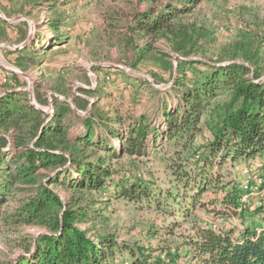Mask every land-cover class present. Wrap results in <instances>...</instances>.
<instances>
[{"label":"trees","instance_id":"obj_1","mask_svg":"<svg viewBox=\"0 0 264 264\" xmlns=\"http://www.w3.org/2000/svg\"><path fill=\"white\" fill-rule=\"evenodd\" d=\"M201 1L176 0L166 7L152 0L146 10L130 17L129 65L157 67L160 73L149 72L153 81L170 82L162 92L138 80L153 98V114L137 109L141 101L135 97L126 99L116 88L113 95L104 81L93 92L86 91L97 101L75 97L73 109L54 97L51 113L32 104L19 88L16 73L0 84V232L22 227L41 230L24 237L23 254L12 264H176L180 260L179 249L165 258L111 234L89 235L80 224L101 217L111 198L153 205L173 219L172 228L189 224L193 235L184 244L189 264H264V195L251 210L238 211L242 181L235 175L238 163L255 164L264 179V31L245 30L214 57L194 58L199 53L204 56V45L211 41L204 19L196 14ZM68 4V0H0L4 15L0 42L8 40L10 32L15 36L12 41H25L28 22L7 19L30 16L37 9L50 13L48 26L58 32L66 20L58 11ZM36 40L10 52L15 67L27 70L41 64L39 56L50 48L41 44L47 39L37 36ZM159 41L168 51L156 47ZM51 43L61 45L63 39L57 34ZM114 73L127 77L121 69ZM57 91L65 94L61 88ZM111 95L126 106H103V96ZM78 110L87 113L81 116ZM124 156L160 160L170 173L171 187L162 191L117 176L111 162ZM60 186L68 193L67 200L57 192ZM97 203L99 208L94 206ZM196 210L211 218L232 214L243 228L238 235L213 230L200 224ZM245 212L246 218L240 214Z\"/></svg>","mask_w":264,"mask_h":264},{"label":"rangeland","instance_id":"obj_2","mask_svg":"<svg viewBox=\"0 0 264 264\" xmlns=\"http://www.w3.org/2000/svg\"><path fill=\"white\" fill-rule=\"evenodd\" d=\"M151 1L68 0V6L58 11V14L63 15L62 19H66L65 27H61L58 32L51 30L48 26L47 14L50 15V13L40 9L35 10L30 16L15 15L8 18V22L19 21L18 19L26 20L29 24L28 38L23 42H14L12 39L15 36L10 32L9 39L0 42V82L3 76L11 81L12 70H15L19 88L27 92L33 104L51 113L54 97L65 100L73 109H75L73 104L75 97L85 98L90 103L97 101L94 94L86 95V91L93 92L97 84L104 81L105 88L113 95L116 93L113 91L116 88L120 90L119 93L125 95L126 99L135 97L141 101L137 104V109L153 114V98L150 99L141 89L142 83L138 80L144 83L148 81L162 92L168 88L170 82L155 83L149 72L160 73V71L152 65L140 64L137 68H131L128 63L130 52L126 44V38L130 37L127 26L131 15L136 11L146 10ZM175 1L157 0V4L167 7L169 3ZM197 13L200 19H204L205 25L211 32V41L204 45L206 50L204 56L199 53L194 57L197 59L214 57L221 48L237 39L240 32L249 29L259 31L264 28V0H202ZM0 15L4 18L2 13ZM227 27L232 29V33L221 30ZM57 34L63 39V43L51 45V39H54ZM37 36H40L41 40L47 39L41 44L44 48H50V51H44L39 56V60H42L39 66L20 70L12 63L10 52L15 48L23 47L25 42L30 43L36 40ZM135 41L140 44L138 39ZM155 45L163 52L168 51L163 41ZM262 46L264 50V44ZM117 69L123 70L127 77L115 75L114 72ZM107 70L108 72H105ZM59 88L63 89L65 94L59 93L57 91ZM37 96L43 99V104L37 101ZM115 96L111 95L110 98L103 96L102 105L119 107L122 103L125 107L127 102H120ZM78 113L84 116L87 111L78 110ZM252 165L254 166L238 163L235 170L238 180L242 178L245 171L252 174L258 171L257 166ZM111 169L117 176L149 183L154 189L165 191L171 187L169 171L160 160L153 157L138 159L124 156L119 161L111 162ZM57 192L64 200L68 199V193L63 187H58ZM106 202L107 205L101 217L80 224L83 229L88 230L89 235L97 237L111 234L119 241L138 243L151 249L155 255L165 258L168 252H176L179 249L181 258L177 259L176 264H189L184 248L186 240L193 235L189 224L172 228L169 224L173 219L164 212L157 211L153 205H138L113 198ZM94 206L99 208L100 204L97 203ZM202 213L197 211L200 216ZM240 214L244 218L248 216V212ZM221 217L239 221L232 214ZM40 232L41 230L32 227H22L17 231L2 229L0 264L15 262L23 254L24 237L37 235Z\"/></svg>","mask_w":264,"mask_h":264},{"label":"built area","instance_id":"obj_3","mask_svg":"<svg viewBox=\"0 0 264 264\" xmlns=\"http://www.w3.org/2000/svg\"><path fill=\"white\" fill-rule=\"evenodd\" d=\"M222 31L225 33H232L231 28H221ZM264 31V28H263ZM13 73H15V70H12ZM2 82L5 83L7 81V77L2 78ZM241 190H242V196L240 198V203L238 207V211L242 210H251L253 207L260 204L259 198L261 195H264V179L261 176L260 173H254L245 171L242 178H241ZM225 218L221 216H217L213 219H207V221L201 220L200 224L202 225H208L213 230L216 231H222V226L224 224ZM257 234L260 233L259 230H255Z\"/></svg>","mask_w":264,"mask_h":264},{"label":"crops","instance_id":"obj_4","mask_svg":"<svg viewBox=\"0 0 264 264\" xmlns=\"http://www.w3.org/2000/svg\"><path fill=\"white\" fill-rule=\"evenodd\" d=\"M200 219L203 220V221L204 220L207 221V219L209 220V219H213V218H211L210 216L205 215V214L202 213V216H200ZM242 228H243V225H242L240 220L239 221L238 220H234V219L230 220V218H225L224 224L222 226V230L223 231H226V232L233 231L234 232L233 235H238L239 231ZM254 230H259V227L257 225H255L254 226ZM190 264H193V262L190 263Z\"/></svg>","mask_w":264,"mask_h":264},{"label":"water","instance_id":"obj_5","mask_svg":"<svg viewBox=\"0 0 264 264\" xmlns=\"http://www.w3.org/2000/svg\"><path fill=\"white\" fill-rule=\"evenodd\" d=\"M1 13V12H0ZM1 16V15H0ZM18 20H20V19H18ZM12 21H14V19L12 20ZM25 43H27V42H25ZM25 43L23 44V45H25ZM33 104V103H32ZM34 106H36L37 108H40V107H38L37 105H35V104H33ZM42 109V108H41Z\"/></svg>","mask_w":264,"mask_h":264}]
</instances>
